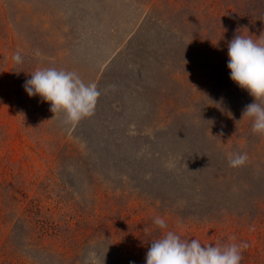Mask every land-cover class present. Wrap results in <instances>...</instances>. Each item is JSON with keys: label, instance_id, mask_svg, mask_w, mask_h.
I'll return each mask as SVG.
<instances>
[{"label": "rangeland", "instance_id": "1", "mask_svg": "<svg viewBox=\"0 0 264 264\" xmlns=\"http://www.w3.org/2000/svg\"><path fill=\"white\" fill-rule=\"evenodd\" d=\"M238 29L262 38L264 0H0V264H146L157 216L264 264V136L227 66ZM45 67L97 85L91 117L66 126L28 95Z\"/></svg>", "mask_w": 264, "mask_h": 264}, {"label": "clouds", "instance_id": "2", "mask_svg": "<svg viewBox=\"0 0 264 264\" xmlns=\"http://www.w3.org/2000/svg\"><path fill=\"white\" fill-rule=\"evenodd\" d=\"M228 57L231 79L254 97V102L244 108L242 117L251 119L254 134L264 136V35L253 39L238 29L228 43ZM13 59L17 65L23 63L20 51ZM24 88L29 96L38 95L48 102L54 118L63 114L62 123L71 127L94 114L101 95L95 83H85L75 71L55 67L38 68L26 80ZM228 161L230 167L239 168L246 164L248 155L235 153ZM154 224L162 234L151 242L146 264H242L243 251L248 247L247 242L205 245L199 239H184L175 231H165L166 220L159 216ZM90 260L91 264H100L99 252H91Z\"/></svg>", "mask_w": 264, "mask_h": 264}]
</instances>
